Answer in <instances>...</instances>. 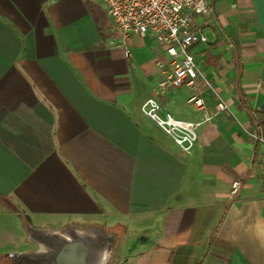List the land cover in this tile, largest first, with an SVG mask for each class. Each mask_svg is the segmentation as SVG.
<instances>
[{
	"label": "crops",
	"instance_id": "crops-1",
	"mask_svg": "<svg viewBox=\"0 0 264 264\" xmlns=\"http://www.w3.org/2000/svg\"><path fill=\"white\" fill-rule=\"evenodd\" d=\"M213 5L190 48L200 109L159 87L168 55L123 40L102 0H0V260L34 247L27 224L73 223L117 233L108 264H264V0ZM148 97L201 122L191 150Z\"/></svg>",
	"mask_w": 264,
	"mask_h": 264
},
{
	"label": "built area",
	"instance_id": "built-area-1",
	"mask_svg": "<svg viewBox=\"0 0 264 264\" xmlns=\"http://www.w3.org/2000/svg\"><path fill=\"white\" fill-rule=\"evenodd\" d=\"M113 26L123 40L131 33L150 35L168 55L169 70L159 81L160 88H178L183 84L192 90L188 101L204 109L203 99L197 94L200 74L194 55L190 51L196 43H206L202 20L212 18L215 10L213 0H102ZM232 46L230 41H227ZM129 50L124 55L129 56ZM220 109L226 106L218 103ZM142 112L154 122L182 150H191L198 139L200 121L176 118L164 111L155 97L146 98ZM210 116H204V120ZM240 180L231 184L230 194H237Z\"/></svg>",
	"mask_w": 264,
	"mask_h": 264
},
{
	"label": "water",
	"instance_id": "water-1",
	"mask_svg": "<svg viewBox=\"0 0 264 264\" xmlns=\"http://www.w3.org/2000/svg\"><path fill=\"white\" fill-rule=\"evenodd\" d=\"M117 233L100 226L60 228L26 225V239L34 247L4 254V264H108Z\"/></svg>",
	"mask_w": 264,
	"mask_h": 264
},
{
	"label": "trees",
	"instance_id": "trees-1",
	"mask_svg": "<svg viewBox=\"0 0 264 264\" xmlns=\"http://www.w3.org/2000/svg\"><path fill=\"white\" fill-rule=\"evenodd\" d=\"M2 261H4L6 263V259L2 258V260L0 261V264H3Z\"/></svg>",
	"mask_w": 264,
	"mask_h": 264
},
{
	"label": "rangeland",
	"instance_id": "rangeland-1",
	"mask_svg": "<svg viewBox=\"0 0 264 264\" xmlns=\"http://www.w3.org/2000/svg\"><path fill=\"white\" fill-rule=\"evenodd\" d=\"M1 260H2V258H1ZM1 260H0V261H1ZM2 263L4 264L5 262H4V261H2Z\"/></svg>",
	"mask_w": 264,
	"mask_h": 264
}]
</instances>
